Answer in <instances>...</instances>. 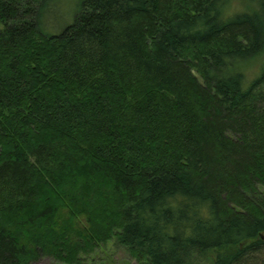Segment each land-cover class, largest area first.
<instances>
[{
    "label": "trees",
    "instance_id": "trees-1",
    "mask_svg": "<svg viewBox=\"0 0 264 264\" xmlns=\"http://www.w3.org/2000/svg\"><path fill=\"white\" fill-rule=\"evenodd\" d=\"M56 1L0 0V264L264 253V0Z\"/></svg>",
    "mask_w": 264,
    "mask_h": 264
},
{
    "label": "rangeland",
    "instance_id": "rangeland-1",
    "mask_svg": "<svg viewBox=\"0 0 264 264\" xmlns=\"http://www.w3.org/2000/svg\"><path fill=\"white\" fill-rule=\"evenodd\" d=\"M75 4H76V0H57L56 1V3L53 5L54 11H53L52 16L47 19V22L54 24L55 27L54 26L53 27L56 29L53 31L58 32V30L62 29L64 26L70 23L71 17L73 16V13H74ZM252 7H253L252 0H228V6H227L226 11L228 13L242 12ZM261 59H264V55L260 57V60ZM257 66L258 64L256 65L255 61L249 63L248 67L246 68V72L248 73L250 77L253 74H255ZM67 217H68L67 211L61 210L60 218L66 221ZM64 221H60L59 226H61L64 223ZM68 228H70L69 230H72V231L74 230V228L76 229L77 228L76 222L72 223L70 226L68 225ZM56 230L58 231L59 228H57ZM75 237L77 238V236ZM59 238L60 239L58 238L56 239V241L59 243L54 242L53 247H55V249L56 248L59 249V247H63L64 248L63 250H66L67 243L73 240V239L70 241L67 240V242L64 243L61 240L62 237L59 236ZM77 241H80L82 243L83 238L82 239L80 238ZM77 241H75L73 246L78 247L76 245ZM67 250L72 252V249H67ZM64 254H66V251L64 252ZM214 255L215 253H209L206 257H202L198 259L196 263L197 264L198 263L199 264H211L210 262L214 258ZM82 257L83 258L80 261V264H141L137 262L135 259H133L131 255H129L128 251H125L123 247L117 244V241L115 239L110 240L106 243H103L99 248H97L93 253H91V255L87 257H84V256ZM250 260L251 261L249 262V264H253V263L257 264L259 262H262L264 261V253L258 254L256 258L252 257V259L250 258ZM32 264H65V263H61L60 261L55 260L53 258L44 257V258H40L37 261L32 262Z\"/></svg>",
    "mask_w": 264,
    "mask_h": 264
}]
</instances>
